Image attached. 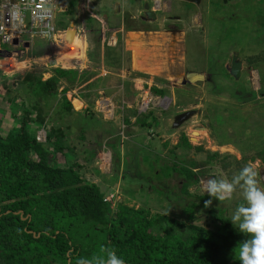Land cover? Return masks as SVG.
<instances>
[{
    "label": "rangeland",
    "instance_id": "obj_1",
    "mask_svg": "<svg viewBox=\"0 0 264 264\" xmlns=\"http://www.w3.org/2000/svg\"><path fill=\"white\" fill-rule=\"evenodd\" d=\"M159 1L163 9L168 5ZM186 2L193 8L190 0ZM123 3L127 4L124 0H62L61 6L67 11L58 13L54 20L55 43L66 58L79 54V51L74 52L75 55L67 53L69 46L83 44L85 53L91 56L88 72H68L60 66L45 64L49 61L47 54L54 47L49 49L53 37L24 34V41L15 38L8 46L0 48V52L2 49L11 51L0 54V66L12 64L0 70V131L18 130L20 119L26 114L28 127L35 131L38 141L49 145L56 159L59 153L54 144L57 132H62L64 138L59 136V141L67 152L65 160L59 157L57 162L79 163L83 179L95 184L104 198L113 195L110 200L113 209L121 201L129 207L148 211L151 216L163 215L198 226L210 225L213 214L220 211L231 218L238 201L220 204L213 200L210 208H206L204 203L212 198L202 199L207 194L201 190L200 180L221 175L231 178L250 161L259 164L264 176V161L260 159L264 153V0H228L226 6L221 0H200L203 14L199 38L194 36L193 19L186 13L181 27L187 31V59L194 60L195 64H189L188 70H210L205 72L210 82L173 85L178 79L168 81L167 73H157L151 86L157 84L165 91V95L158 96L157 101L162 103L159 109L152 106L157 96L149 91L151 86L143 84L147 76L126 70L127 73L122 71L124 78H115L121 75L117 67L105 64L95 68L102 58L101 53L108 51L107 45L113 39L122 40L121 51L129 58L130 39L125 32L114 34L108 28L109 23L106 25L101 18L102 14L108 16L120 10ZM144 3L155 6L154 0H142L135 7L137 12H142ZM160 11L157 14L161 18ZM116 13L127 19L126 24L132 28L141 26L138 14L136 20L130 21L123 12ZM58 28L65 30L57 31ZM151 42L155 44L156 40L153 38ZM169 51L172 58L176 57L177 53L170 47ZM232 56L242 63L237 80L225 73ZM17 60L23 65V73L6 78L5 71L14 68L15 72L19 68ZM110 67L115 71L111 72L113 74L107 72ZM125 79L141 81L135 84ZM149 97L152 100L147 102ZM65 101L70 103L72 110L60 114ZM75 101L81 103L80 108ZM185 110H193L195 115L174 126L173 118ZM148 111L150 126L134 130L131 126L135 119ZM39 115L42 123L36 125ZM124 119H128L129 124ZM183 136L190 149L183 147ZM98 143H101V151L91 159ZM195 148L220 156L205 164L209 155ZM145 155L153 160L146 159ZM149 161L154 163L152 171L147 164ZM179 161H182L179 167L192 161L196 164L192 171L198 180L188 185L186 191L187 182L177 173L168 178L154 176L164 171L169 174L168 166Z\"/></svg>",
    "mask_w": 264,
    "mask_h": 264
},
{
    "label": "trees",
    "instance_id": "obj_2",
    "mask_svg": "<svg viewBox=\"0 0 264 264\" xmlns=\"http://www.w3.org/2000/svg\"><path fill=\"white\" fill-rule=\"evenodd\" d=\"M151 91L162 93L155 88ZM70 110L65 101L60 114ZM27 117L20 119L18 130L0 131V264H76L81 257L96 255L101 246L115 249L125 264H239L234 249L246 237L222 211L213 214V227H208L151 216L122 202L113 209L99 188L80 176L79 163L57 162L59 157L65 160L67 151L59 141L64 134L57 132L56 159L49 145L36 140ZM147 118L137 117L131 127L150 126ZM124 122L129 124L128 119ZM36 123L41 125L40 115ZM182 143L191 148L184 136ZM100 148L98 143L92 159ZM195 149L209 155L205 164L220 156ZM260 159L264 161V153ZM181 162L171 163L169 174L164 171L154 176L168 178L177 173L186 180V191L198 180L192 171L196 164L192 161L179 167ZM147 164L154 170V163Z\"/></svg>",
    "mask_w": 264,
    "mask_h": 264
},
{
    "label": "crops",
    "instance_id": "obj_3",
    "mask_svg": "<svg viewBox=\"0 0 264 264\" xmlns=\"http://www.w3.org/2000/svg\"><path fill=\"white\" fill-rule=\"evenodd\" d=\"M124 1H126L127 4L126 3L120 4V10H118V12H120V14H122L123 12V16H125V18L126 16H129L128 19L130 21L136 20V14L139 15L141 14V12L140 11L137 12L135 7L138 3L140 5L142 0H124ZM162 1L163 4L168 3V5H165L164 9H163V5H158L157 8H155L156 5L152 6L153 10L156 11L155 20L150 21L147 24H144L143 21L139 20V24L141 25L139 28L136 27L132 28L131 26L127 25L126 24L127 19L122 18V16L117 14L115 11L108 13V16L102 14L101 16L102 21L105 22L106 25L109 23L108 25L110 27L108 26V28L111 29L114 34L125 32V35H127L126 37L129 38L131 41L130 44L131 48L129 49L130 50V53L128 54L129 58L127 56L124 57V52L122 53L121 51L122 40L121 42H117L115 41V39H113V37H111V39H113V42L108 43L107 46L109 49L105 54L101 53L102 58L98 60V62L95 64L96 69L102 68L105 64H108L109 66L112 65L113 67H117L121 75H116L115 78H124L125 75L123 72L127 73L128 70L137 74H142L144 75V77L146 76L148 77V79L143 84H148L149 86H151L153 80L157 78L158 76L157 73L160 74L167 73L168 78H166V80L169 81L170 78L171 79L176 78L179 80V78H182L185 73L190 72V70H188L189 64L190 65H195V64H194V60L189 61V59H187V43H186L187 31L181 27V24L183 23L184 19L186 20V13H187L189 15L188 17H191L193 19V24L195 26V27L193 26L194 27L193 34L195 37L199 38V36L201 35L199 31V26L202 21L201 16L203 14V11L199 7L200 2L198 3L190 0V2H192V6H193L192 8L191 6L187 5L186 0H162ZM158 10L161 11L163 10V12H161L162 13L161 18L157 14ZM182 14H184V18ZM138 15L137 17L140 16ZM153 26L155 27L154 29ZM65 28H61V29L58 28L57 31L65 30ZM153 38L156 40L155 44L151 42L152 41L151 39ZM82 45L83 44H81V46ZM169 47L177 53L176 57L173 58L171 57V52L169 51ZM72 48L75 51L78 50V48H76L75 46H72ZM191 48H193V46ZM126 50L127 49H125V51ZM104 57H106V60L103 59ZM115 62L117 63L115 64ZM126 64L128 65L126 66ZM135 64L141 67L140 68L141 70L138 67H136ZM12 70H14V68L11 69V71ZM151 71H155V72L150 73ZM205 71L206 68L204 71H199V72H205ZM59 72L60 71H58V73ZM107 72L111 73L115 71L113 70L112 67H110L109 70H107ZM93 80L94 79H91V82H93ZM125 80H130L135 84H139L141 81L140 79H134V80L125 79ZM154 86L159 88L157 84H154ZM148 113L149 112H147L146 115H148ZM99 150L101 151V148ZM98 151L97 153H99ZM98 156H100V154Z\"/></svg>",
    "mask_w": 264,
    "mask_h": 264
},
{
    "label": "clouds",
    "instance_id": "obj_4",
    "mask_svg": "<svg viewBox=\"0 0 264 264\" xmlns=\"http://www.w3.org/2000/svg\"><path fill=\"white\" fill-rule=\"evenodd\" d=\"M192 1L198 3L200 2V0ZM206 1L209 2V0ZM227 1L228 0H225V2L223 1L225 4H223V6H226ZM50 2L51 0H42L39 6V11H51V8L49 7ZM159 2V0H154V4L157 6ZM223 2L221 0V3ZM146 5L148 7V10L153 12L155 15L156 11L153 10L152 6L148 3H144V9L138 17V20H141L143 22H150V20L144 19ZM157 12H159V10ZM161 12L162 11H160V13ZM22 15L23 12L19 8V6L13 5L12 11L10 12V17L14 21H19L22 18ZM238 61L241 63L240 60ZM230 64L231 61L229 65L225 67V73L232 77L227 69L228 67H230ZM205 72H210V70L206 69ZM205 72H187L183 75L182 78H179L176 83H173V85H183V79L189 75H200L202 76V79L194 81V83H186L184 85H193L196 83H203L204 81L210 82L209 78L205 75ZM226 78H228V76ZM232 79L234 78L232 77ZM152 88H155L162 93L155 94L151 91ZM149 91L157 96L152 101V106H155L158 109L161 108L162 103L161 101H157V99L158 96L160 97L161 95H165V91L154 85L149 88ZM146 99L147 98H145L144 101ZM148 99L149 100L147 102H150L152 100L150 97ZM187 112H193V114L183 122L175 121L174 126L177 124L185 123L190 117L195 115V111L185 110L175 116L173 119L175 120L177 117ZM104 113L106 112H103V114ZM146 113L143 114L146 115ZM36 140L38 141L37 137ZM261 172L262 170L260 169L259 164L257 162L250 161L242 168H240L238 172L234 173L231 178L221 175L219 178L213 177L200 180L201 190L212 198L205 202L206 208L211 206L213 200H218L220 204L222 202L238 201L231 215V223L232 225H235L238 228L239 232L246 237L244 240L239 242L237 247L234 249V257L239 262V264H264V176L261 175ZM76 264H125V261L121 256L117 254L115 249L101 246L96 255L91 258L81 257L76 261Z\"/></svg>",
    "mask_w": 264,
    "mask_h": 264
},
{
    "label": "built area",
    "instance_id": "obj_5",
    "mask_svg": "<svg viewBox=\"0 0 264 264\" xmlns=\"http://www.w3.org/2000/svg\"><path fill=\"white\" fill-rule=\"evenodd\" d=\"M42 0H0V39L6 41L8 35L14 32V29L20 31V35L32 37L34 35L40 37H53L56 32L53 25L56 15L66 11L65 7L61 6L62 0H51L49 7L51 11H39V6ZM13 5H18L22 10L23 15L19 21H14L10 17ZM9 65L10 63H5ZM113 195L104 198V201L109 202Z\"/></svg>",
    "mask_w": 264,
    "mask_h": 264
},
{
    "label": "bare ground",
    "instance_id": "obj_6",
    "mask_svg": "<svg viewBox=\"0 0 264 264\" xmlns=\"http://www.w3.org/2000/svg\"><path fill=\"white\" fill-rule=\"evenodd\" d=\"M14 35H16V36H14ZM147 37V36H146ZM15 38H17L16 40H23L22 38L23 37H21V35H20V31L18 30V29H14V32L12 33V34H10V35H8V38H7V40L6 41H1V39H0V48L1 47H5V45H9V43L10 42H12V41H14L15 40ZM149 38V37H148ZM14 39V40H13ZM12 40V41H11ZM71 41H73V38H71L70 39ZM144 40V39H143ZM152 40V39H151ZM24 41V40H23ZM139 41H140V39H139ZM16 42V41H15ZM130 42V41H129ZM51 45H50V47H49V49L51 50L52 48H51V46L53 47V45H54V47H53V49H52V51H50V53H48L47 55H48V57H49V61H48V63H45V64H51L52 66H53V64L55 65V66H60L62 69H65V70H68V72H82V73H85V72H88V71H90V69H91V61H90V58L89 57H91L90 56V53H88V55L85 53V50H84V45H82L81 46V48L80 47H78V45L77 44H79V43H76V45H75V47L76 48H80V51L79 50H77V51H79V54H78V56H76L75 58H66L65 56H63L61 53H59V51H58V45H56V43H55V38H54V36H53V40L51 41ZM79 45H81V44H79ZM6 46V47H7ZM133 47H135V46H133ZM90 48V47H89ZM138 50V49H137ZM48 51V50H47ZM77 51H74V49L73 48H71L70 46H69V51H67V53H70L71 52V55H75V53H77ZM93 51V50H92ZM7 53V54H10L11 53V51L10 50H8V49H2V52H0V54L1 53ZM75 52V53H74ZM83 52H84V55H83ZM139 52V51H138ZM138 52H136V53H138ZM51 56H53V57H51ZM55 57V58H54ZM158 57V56H157ZM139 59V58H138ZM20 60V59H19ZM19 60H17V65H19V68L15 71V72H13L14 70H12V71H5V73H3L4 74V76H6V78H8V79H11V78H13V77H15L16 75H18V74H20V73H23V65H22V63H20L19 62ZM135 61V60H134ZM22 65V66H21ZM140 65V64H139ZM142 65V64H141ZM148 65V64H147ZM159 65V64H158ZM135 66L136 67H138L139 69L141 68V67H139L137 64H135ZM47 67V66H46ZM147 69V68H146ZM150 69V68H149ZM141 70V69H140ZM60 72H61V70H60ZM59 72V73H60ZM155 71H151L150 73H154ZM8 73V74H7ZM64 73V72H63ZM25 74V73H24ZM20 76V75H19ZM8 83V82H7ZM74 104L76 105V107H81V103H79L78 101H75L74 102Z\"/></svg>",
    "mask_w": 264,
    "mask_h": 264
},
{
    "label": "water",
    "instance_id": "obj_7",
    "mask_svg": "<svg viewBox=\"0 0 264 264\" xmlns=\"http://www.w3.org/2000/svg\"><path fill=\"white\" fill-rule=\"evenodd\" d=\"M225 2V0H223ZM118 10H115V12H117ZM145 20H150L153 21L155 20V15L153 12L148 10V7L146 5L145 7ZM229 71V74L234 78V79H238L240 77V72H241V63L237 60V57H233L231 60V64L230 67L227 68ZM202 76L200 75H189L186 76L183 81L182 84H186V83H194V81H198L201 80ZM193 112H187L184 113L182 115H180L179 117H177L175 119V121H179V122H183L185 121L190 115H192Z\"/></svg>",
    "mask_w": 264,
    "mask_h": 264
},
{
    "label": "flooded vegetation",
    "instance_id": "obj_8",
    "mask_svg": "<svg viewBox=\"0 0 264 264\" xmlns=\"http://www.w3.org/2000/svg\"><path fill=\"white\" fill-rule=\"evenodd\" d=\"M72 48V47H71ZM55 58V57H54ZM1 65V64H0ZM10 66H12L11 64H9V65H2V66H0V70L1 71H3V69L2 68H4V69H7V68H9Z\"/></svg>",
    "mask_w": 264,
    "mask_h": 264
}]
</instances>
